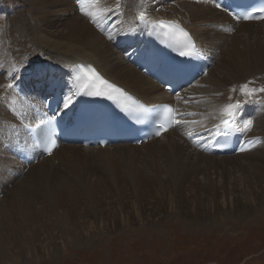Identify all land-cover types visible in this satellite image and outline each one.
Listing matches in <instances>:
<instances>
[{
    "label": "rangeland",
    "instance_id": "rangeland-1",
    "mask_svg": "<svg viewBox=\"0 0 264 264\" xmlns=\"http://www.w3.org/2000/svg\"><path fill=\"white\" fill-rule=\"evenodd\" d=\"M5 1L0 0V42L3 37L1 33L11 19L3 12ZM10 1L22 3V0ZM188 5L194 6V3ZM25 6L30 8L27 4ZM49 10L52 12L49 18L54 22L42 25L46 31L62 26L55 22V7L51 6ZM37 21L39 23L38 18ZM252 28L259 29L260 42L264 43V23L253 24ZM242 34L240 32L238 35ZM248 40L242 38V43L254 46L257 38ZM227 41L231 45L232 38L228 36ZM107 42L111 46V42ZM112 47L119 57V48ZM224 52L219 50V56L205 82L199 81L200 78L189 90L206 89L207 81L211 86L216 84L218 87L219 83L223 92L216 96L219 94L222 97L242 84H247V88L259 84L264 87V71L259 69L241 78L235 75V81L231 83L223 82L224 70L221 65L224 63ZM247 64L246 67L256 66L264 70V65L259 63ZM0 74L7 78L1 71ZM9 80L0 84V96L9 89ZM211 86L208 90L212 89ZM241 93L244 95L246 91H237V95ZM247 96L263 105L264 109V91ZM241 100L246 101L245 95ZM201 102L196 103L197 108ZM253 107L254 120L249 132L253 137L248 136V144L236 154L248 151L252 139L257 141L251 144L254 147L260 138H264L261 123L255 118L259 108ZM187 109L191 110L190 107ZM200 109L197 111L199 114L202 113ZM246 113L249 115L248 111ZM199 114L194 115L191 121L196 122L195 117ZM192 125V136L209 128L204 124ZM181 132L173 131L169 138L178 139L186 145L179 139ZM188 136L187 140L195 148L209 154L204 145L198 142L200 139L191 140ZM154 142L164 145L166 140ZM262 144V141L258 144L259 156H241L237 158L238 162L221 161L231 156L209 155L205 160L191 155L186 161L187 168L184 165L182 169V176L181 170L175 175L173 170L167 169L166 158H162L164 153L156 150L155 153L159 155L154 156L143 148L145 145L136 148L125 146L135 150L115 145L106 152L93 148L83 153L85 155H81L82 152L76 154L67 164H63L62 154L57 152L52 160L45 158L39 161L23 175H15L17 171L10 162L0 171V204L2 201L5 204L2 210L0 208V213L3 211L0 222L4 224L0 225V240L4 242L0 264H264ZM193 146L188 148L197 155ZM184 154L188 155L187 152ZM44 164L55 166L53 173L52 170L51 173L47 171L42 174L33 171V167ZM116 172H119V178ZM11 191L20 192L24 205L21 213L14 210L10 215L12 217L6 220L5 214H9L11 208ZM23 215L29 216L30 220H24Z\"/></svg>",
    "mask_w": 264,
    "mask_h": 264
},
{
    "label": "bare ground",
    "instance_id": "bare-ground-1",
    "mask_svg": "<svg viewBox=\"0 0 264 264\" xmlns=\"http://www.w3.org/2000/svg\"><path fill=\"white\" fill-rule=\"evenodd\" d=\"M81 3H83L84 12H92L96 14L95 19H93L89 15H85L84 12L81 11V7L76 10L71 0H22L21 4L6 0L3 4V12L11 16V19L3 30L4 34L1 33L3 37L0 42V71L3 74H6L7 78L4 79L0 74V84L10 79L13 83V87L7 89L5 94L0 97V143L4 141L5 133L7 132L9 128V122L11 121L8 112L11 111V105H13V92L15 91L14 84H20L24 81L25 76L30 75L31 76L29 78V84H33L34 81L38 80V78L37 80L33 78L35 75V70H38L41 73L45 71H49V73H52L53 71L54 73H57L59 77L64 79L66 77V68L70 64L89 63L94 65L100 73L109 78L112 82L122 88L127 89L131 94L142 99L147 104L165 103L167 101L166 98H168L166 96V93H164V91L160 89L157 84L153 83L150 79L146 78L141 73L132 68L126 61V57L133 51V49H138L137 41L134 39L135 37L133 35L134 29L136 28V18L138 17H145L152 21H173L183 25L191 32L196 42L200 46L212 49L213 51H218L216 59L219 56L220 49L222 53L223 51H225L224 63L221 65V69L224 70L222 74L223 82L231 83V81H235V75L241 78L246 74L257 72L255 71L256 69L264 71L259 67L256 68V66L246 67V64L249 62L264 65V43L260 42L258 36L259 29H253V24L250 23L240 24L238 27H234V34L229 36L232 38V43L230 45L228 41L226 42L228 35L214 29V26H216L217 24L228 22V20L223 16V14L214 12L212 8L206 5L194 3V6H191L188 5L191 2L181 1L180 3H178L176 0H80V4ZM26 4L31 9L26 7ZM51 6L55 7V22L57 23V25H62L60 26L62 28L61 30H58L60 28L58 26L54 29H49V31H46L45 28L42 27V25H49L51 22H54L49 18L50 14L52 13L49 10V7ZM37 18L39 20V23L37 21ZM109 20H111L112 23L109 24ZM59 22H62V24H58ZM262 23H264V21L258 24ZM240 32L243 34L238 35ZM252 37L257 38L254 46H251L247 43H242V38L247 41ZM107 41L111 42V46ZM239 45L242 48H240ZM112 46H114L115 49L119 48V51H121L119 57L115 55H118L119 53L113 51L114 49ZM209 74L210 69L207 71L206 75L201 77L199 81L205 82L206 77H208ZM197 82L195 84H197ZM206 83H208V87L206 89H188L189 91L187 90V92L189 93L185 94L186 96L188 95L189 101H202L200 104L202 113H200L197 118L195 117L197 121H185L186 125L183 126H185L187 131H182L181 134L178 135L179 139L183 140V142H186V145L180 143L178 139L169 138V135H171L173 131L163 135L160 138L161 140H166V143L164 145L157 144L156 142H154L155 140H151L147 144H142V147L143 145H145V147L143 148H146L147 151L154 156L158 154L155 153L156 150H160L161 153H164L165 156H163L162 158H166L165 161L167 169H169V171L170 169L173 170L174 174L178 173L179 170H181V174L182 169L185 168L184 165H186L187 163L186 161L190 159L191 155L203 157L205 158V160H207V156H209V154L195 148L190 143V141L187 140L186 136L189 135L188 139L191 140L193 137L190 132V128L193 126L192 124H195V126L204 124L206 127H209L208 130L210 128H213V130L211 131V138L213 137L214 132L217 130V126H223L221 124V120L227 118L223 111L225 106L230 103L241 104V102H244L241 100L244 95L242 93L240 95H237L238 88L235 87L234 91H231L230 93L225 91L226 93L221 97L219 96V94L216 96L217 93L223 92L221 91L222 88L220 87L219 83L218 87L216 84L211 86L209 81H207ZM210 86L212 87V89L208 90ZM69 93L71 92L67 89L66 94L68 95ZM200 98L203 99L201 100ZM254 108L255 107H253V109ZM263 110V108L259 109L258 113L255 115V118L259 119V124L261 123L260 129L263 133L262 135L264 136ZM249 136L252 137V134L250 133ZM259 141H262L264 144V138H260ZM198 142L200 141L198 140ZM258 144L254 147L249 145L250 147L248 148V151L235 154L234 157L231 156L228 159L223 158L221 161L238 162L239 160L237 158L241 156H247L251 154L252 157L259 156L260 154L258 152V149L260 147H258ZM120 145H123L124 147L129 146L127 144ZM123 146H118V148ZM192 146L194 147L193 150L197 151V155L193 154L194 152L189 149L192 148ZM74 147L76 146H61L53 153L51 157L47 159L52 160L57 152H61L62 162L63 164H67L68 161L73 160L72 157L76 154L82 152V155L89 150H93V148L87 149ZM125 148L129 150H135L136 147ZM94 149H98V152H106L111 148L106 147L104 149ZM184 152H187V154L190 156H186ZM110 156H112V154ZM261 160H264V156H262ZM10 162L11 161L9 157L5 154L4 151L1 150L0 145V171L2 172V168L8 167ZM50 166L51 164H44L42 166L38 165V167H33L32 169L33 171H37V174L46 173L47 171V173H51L50 170H52L53 173L55 166ZM118 173L116 177L118 176ZM182 175L183 173L181 174V176ZM129 176L131 177V175ZM122 177H124V175ZM140 177H142L141 174ZM136 178V180H138V177ZM130 179L133 180V178ZM143 181L146 182V180ZM138 184L139 183H137V185ZM17 189L19 190V188ZM14 193V191H11L9 194L12 197V202L10 204L11 208L9 210V214L4 213L7 216L6 220L12 217L10 216L12 211L16 210L17 213H21V210L23 209L24 201L23 198L20 197V192L17 191V193L12 196V194ZM4 206L5 204L2 201V203L0 204V208L2 207L1 210ZM2 212L3 211H1V213ZM23 218L24 220H30L29 216H24ZM0 225H4L2 221L0 222ZM3 243L4 242L0 240V254L4 248Z\"/></svg>",
    "mask_w": 264,
    "mask_h": 264
},
{
    "label": "snow or ice",
    "instance_id": "snow-or-ice-1",
    "mask_svg": "<svg viewBox=\"0 0 264 264\" xmlns=\"http://www.w3.org/2000/svg\"><path fill=\"white\" fill-rule=\"evenodd\" d=\"M81 11L84 12L83 3H81ZM257 11H264V9H258ZM85 15L91 16L93 19H95L96 14L92 12H84ZM252 17L250 15H246L244 19H251ZM264 19V17H261ZM154 28L158 29L160 34H162L164 37H166L169 41H171L174 45L178 46L180 49L179 54L181 56H193L197 54V50L194 44L191 43V38L189 37V34L182 28H178L177 26L173 24H166L163 21H160L153 25ZM76 81V91L72 93V96L77 94H87V95H95V96H102L105 95L108 92L116 93L121 97H124L126 100L130 101L132 104L136 105L138 108H142L138 104L137 101L133 100L132 97L128 96L126 93H124L121 89L115 87L114 85L108 83V81L102 79L94 69L87 68V69H81L80 74H78L75 77ZM8 88H12L13 84L9 83L7 85ZM245 87H242L241 91H245ZM259 91H264V89H259ZM247 95H251L252 92L248 91L246 92ZM73 103L71 96H65L64 97V108L67 109L71 106ZM239 108V103L236 104H228L223 109L226 119L221 120V124L224 126V128H230L232 126V118L235 115V110ZM165 113L168 115L165 117V123H168L169 120H174L175 117L172 115L173 110L171 108H168L165 106L164 109ZM176 123H179L177 120ZM252 121L247 120L243 122V128L238 129L240 131H248L251 128ZM167 128L165 127V124L160 125V130H158L155 134L160 135L161 131H166ZM220 133V127L217 126V133ZM47 151H51V149H46Z\"/></svg>",
    "mask_w": 264,
    "mask_h": 264
}]
</instances>
